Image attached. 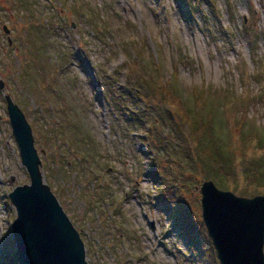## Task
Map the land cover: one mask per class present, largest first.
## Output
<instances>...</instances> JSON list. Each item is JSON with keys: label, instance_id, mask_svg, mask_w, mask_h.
Here are the masks:
<instances>
[{"label": "rangeland", "instance_id": "obj_1", "mask_svg": "<svg viewBox=\"0 0 264 264\" xmlns=\"http://www.w3.org/2000/svg\"><path fill=\"white\" fill-rule=\"evenodd\" d=\"M179 1L0 0V264H19L8 193L30 182L5 95L31 127L43 182L79 232L88 264L201 263L162 207V182L152 171L156 150L142 137L156 129L163 138L174 127L163 106L147 109L133 90L122 93L125 65L137 56L133 46L143 43L146 76L155 69L148 98H160L158 79L170 78L175 67L178 94L195 108L203 89L202 106L217 110L223 138L239 126L264 130V78L257 81L264 77V0H193L190 10ZM209 87H228L239 99L248 90L251 97L228 110L204 94ZM114 98L126 103L120 111ZM176 141L158 144L162 171L170 172L167 157L183 167L185 152ZM182 174L183 201L202 221L204 180L194 188V170L186 166Z\"/></svg>", "mask_w": 264, "mask_h": 264}, {"label": "trees", "instance_id": "obj_2", "mask_svg": "<svg viewBox=\"0 0 264 264\" xmlns=\"http://www.w3.org/2000/svg\"><path fill=\"white\" fill-rule=\"evenodd\" d=\"M210 1L212 0H205V3L209 4ZM229 1L225 0L226 3H229ZM192 2L193 0H181L180 3L190 10ZM133 47H137V56L129 60L125 65L128 82L123 86L122 93H124L125 89L133 90L132 95L143 100L147 109H152L155 105L163 106L168 112V120L171 121L170 123L175 130L171 134L163 132V138L159 137L156 129L152 132L146 130L145 136H142L147 138L146 142L156 150L152 160L157 165L152 167V171L162 182L158 186L160 191L163 192L162 195L159 194L164 203L162 207L171 214L175 231L190 241L189 244L193 252L197 253L196 258L200 260V264H219L216 251L203 221H200L199 217L195 216L190 207L185 205V201H183L182 197L184 195L182 192L185 185L179 180L180 174L185 172L186 166L193 169L194 174H196V176L191 178L194 188H197L200 181L211 179L218 188L234 192V194H264V130L255 132V130L252 131L250 129L248 132L239 126L235 133H231V139L223 138L217 132L218 128L215 120L217 110H205L202 106L206 101L204 98L201 99L203 89L198 91L199 96L195 100H193V97L191 99L193 104H196L195 108L186 104L188 102L181 94H178L175 67L170 78L164 81L158 79L155 89L160 98L158 100L148 98L147 90L153 85L154 73L152 72H155V69L148 72L146 76L145 68L142 65L144 54L141 57L142 52L145 50L144 44L140 43L138 46ZM263 78L260 76V80L257 81L262 83ZM211 90L210 87L204 89V94L208 92V95H215L220 99L219 105L228 110L232 106L235 107L238 100L243 105H246V102L251 97V94L247 92L248 90L243 92L241 99L234 94H230L231 90L228 87L223 90L217 89L218 92H212ZM109 92L115 94V90H110ZM118 96L120 95L118 94ZM108 98L112 99L111 96ZM125 105L126 103H118L116 98H114L112 106L117 111H120ZM221 107L217 108L221 109ZM144 119L146 120L148 117H144ZM176 136H178L176 143L178 145L182 143V149L185 152L184 163L178 162L183 167L182 169L176 167L172 162H177L178 160L171 161L167 157L166 160L170 162V172L162 171L157 160L158 157H163L160 154L159 145H161L162 139L163 141L169 140L173 142ZM194 180H196V183ZM183 181L188 183V179ZM188 185L192 187L189 183ZM15 259L18 260L17 255H15Z\"/></svg>", "mask_w": 264, "mask_h": 264}, {"label": "water", "instance_id": "obj_3", "mask_svg": "<svg viewBox=\"0 0 264 264\" xmlns=\"http://www.w3.org/2000/svg\"><path fill=\"white\" fill-rule=\"evenodd\" d=\"M3 30L9 32L5 25ZM4 97L21 163L30 179L8 193L16 211L11 230L18 263L88 264L79 232L43 182L30 125L10 96ZM199 191L202 221L219 264H264V194L238 196L212 180H204ZM219 199L223 202L217 203Z\"/></svg>", "mask_w": 264, "mask_h": 264}]
</instances>
